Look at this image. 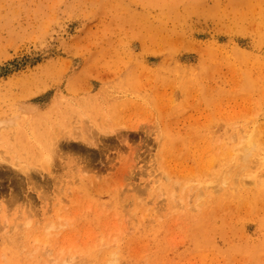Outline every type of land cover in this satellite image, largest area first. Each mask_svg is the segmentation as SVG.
<instances>
[{
	"label": "rangeland",
	"instance_id": "obj_1",
	"mask_svg": "<svg viewBox=\"0 0 264 264\" xmlns=\"http://www.w3.org/2000/svg\"><path fill=\"white\" fill-rule=\"evenodd\" d=\"M263 114L264 0H0V264H264Z\"/></svg>",
	"mask_w": 264,
	"mask_h": 264
},
{
	"label": "bare ground",
	"instance_id": "obj_2",
	"mask_svg": "<svg viewBox=\"0 0 264 264\" xmlns=\"http://www.w3.org/2000/svg\"><path fill=\"white\" fill-rule=\"evenodd\" d=\"M171 48V47H170ZM180 81H181V79H180ZM264 115V114H263ZM261 117H262V115H261ZM67 134V133H66ZM67 135H65V136H59V137H61V138H57L56 139V143L53 145V147L55 148V151L56 152H61V150H62V147H63V143H64V141L65 142H68V143H76V144H78L77 143V141H79V139L77 140V139H65V137H66ZM65 139V140H64ZM62 140H64V141H62ZM251 140L252 139H250V138H248V142H249V144L244 148V150L242 151L243 153L242 154H244V156H243V160H242V166L244 167V166H246V164L248 163V161H250V155H251V153H252V149H251V145L253 144H251L250 145V143H251ZM82 143H84L86 146H88V147H92V148H98L99 147V141H98V139H97V141H94V139H92V138H88V139H86V140H83V141H81ZM125 142H127V140H125ZM64 145H65V143H64ZM74 146V145H73ZM80 146V145H79ZM78 146V147H79ZM171 146V144H169V147ZM81 149V148H80ZM205 149H207L206 147H205ZM205 149H203L204 150V152H205ZM222 150V149H221ZM202 152V151H201ZM241 154V155H242ZM200 157H203V156H201L200 155ZM207 158V157H206ZM203 158H201V160H202ZM210 159V158H209ZM208 159V160H209ZM196 160V159H195ZM197 161V160H196ZM201 162V161H200ZM208 162V161H207ZM198 163V162H197ZM203 164V163H202ZM204 164H205V162H204ZM204 164L203 165H201L202 167L204 166ZM210 164V163H209ZM249 164V163H248ZM238 165H240V163L238 164ZM198 166V165H197ZM199 167H200V164H199ZM201 167V168H202ZM214 167V166H213ZM244 168H246V167H244ZM209 172V171H208ZM233 180V179H232ZM251 192V191H250ZM168 196H169V194H168ZM182 206H183V204H182ZM54 226V225H53ZM58 226V225H57ZM59 227V226H58ZM58 227H55V229L56 228H58ZM52 229L54 228V227H51ZM51 230V229H50Z\"/></svg>",
	"mask_w": 264,
	"mask_h": 264
}]
</instances>
